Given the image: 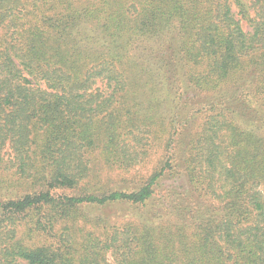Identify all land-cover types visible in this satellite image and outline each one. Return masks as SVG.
Instances as JSON below:
<instances>
[{
	"label": "trees",
	"instance_id": "16d2710c",
	"mask_svg": "<svg viewBox=\"0 0 264 264\" xmlns=\"http://www.w3.org/2000/svg\"><path fill=\"white\" fill-rule=\"evenodd\" d=\"M0 264H264V0H0Z\"/></svg>",
	"mask_w": 264,
	"mask_h": 264
},
{
	"label": "rangeland",
	"instance_id": "374dc122",
	"mask_svg": "<svg viewBox=\"0 0 264 264\" xmlns=\"http://www.w3.org/2000/svg\"><path fill=\"white\" fill-rule=\"evenodd\" d=\"M153 163L156 161L154 158H153V160H151ZM152 165V164H151ZM151 165L150 166H146V168H143V170H142V174L143 175H147L148 173H149V171L152 169V167H153V165H152V167H151ZM111 176V179H112V181H114V182H116V184H112V188H121L122 187V189H123V186H122V184H117V183H119V180H120V178L119 177H117L116 176V173H110V174H107V172L106 171H102V173H101V179L103 180V182L104 181H107L108 179H109V177ZM132 176V174H130V175H128L127 176V179H130V177ZM167 185H171V183H166ZM181 184H183V182H181V181H176L175 182V185L176 186H179V185H181ZM183 187H184V184L182 185ZM122 211V213H120V212H118V211ZM110 215H117V213H119V214H122V215H125V218H123V219H126V218H129V219H133V216L132 215H128V216H126V212L123 210V209H121L120 207H116L114 210H112V211H110V212H108ZM115 218V217H114ZM115 219H117V220H119L120 218L119 217H116ZM122 220V219H121Z\"/></svg>",
	"mask_w": 264,
	"mask_h": 264
}]
</instances>
